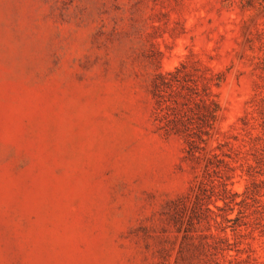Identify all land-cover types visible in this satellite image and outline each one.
Instances as JSON below:
<instances>
[{
	"label": "rangeland",
	"instance_id": "374dc122",
	"mask_svg": "<svg viewBox=\"0 0 264 264\" xmlns=\"http://www.w3.org/2000/svg\"><path fill=\"white\" fill-rule=\"evenodd\" d=\"M240 1L0 0V264H204L180 256L172 203L192 173L153 81L182 64L223 73L222 131L251 114L264 14ZM252 210L243 238L264 259Z\"/></svg>",
	"mask_w": 264,
	"mask_h": 264
},
{
	"label": "trees",
	"instance_id": "16d2710c",
	"mask_svg": "<svg viewBox=\"0 0 264 264\" xmlns=\"http://www.w3.org/2000/svg\"><path fill=\"white\" fill-rule=\"evenodd\" d=\"M240 7L243 12L264 14V0H241ZM248 42L260 73V91L254 111L226 131L220 128L223 109L219 94L225 74L182 64L153 81L155 120L165 134L183 138V159L192 173L190 191L172 203L171 215L183 238L180 256L189 263L202 256L204 264H264L242 231L248 223L245 214L251 209L264 220V174L258 172L264 167V35H252ZM256 122L260 133L254 135ZM245 177L251 185L239 193L237 179ZM237 206L243 208L239 212L242 219L239 214L230 218ZM232 221L239 228L234 243L227 225Z\"/></svg>",
	"mask_w": 264,
	"mask_h": 264
}]
</instances>
